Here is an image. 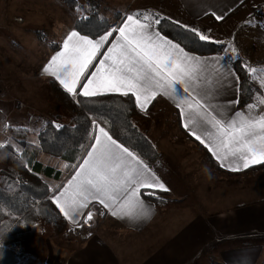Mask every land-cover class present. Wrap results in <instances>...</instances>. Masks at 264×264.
<instances>
[{
    "label": "crops",
    "instance_id": "1",
    "mask_svg": "<svg viewBox=\"0 0 264 264\" xmlns=\"http://www.w3.org/2000/svg\"><path fill=\"white\" fill-rule=\"evenodd\" d=\"M22 1L27 0H0V8L3 9L9 4H13L14 7L17 6L23 10ZM154 1L143 0L139 10L150 8L152 13L171 19L183 26L187 25L188 28L197 29L200 34L209 36L210 41L223 42L225 49L226 44L230 45L229 49L232 51L235 48L236 56L244 63L250 59H264V29L258 28L257 30L255 22L252 20L253 16H251L254 8L264 6V0H158L161 4L154 7L153 10L151 3ZM31 7L32 5L26 7L27 14L31 12ZM13 13L21 12L14 11ZM129 14L141 13L126 11L120 24ZM50 15L51 13L46 14V12L43 14L44 17L48 16L49 18ZM56 16L60 18L61 14L54 17ZM216 16H220L221 19H216ZM138 18L145 22L142 15ZM23 23H25L24 19ZM153 28L158 31L154 24ZM115 35L117 34L113 33V36L108 38L109 41L113 40ZM161 36L163 35L161 34ZM167 40L171 41L168 38ZM256 40H258V44ZM109 46L110 44L105 42L101 53L97 54L86 70L85 76H90L92 72L96 71L99 61L103 59L102 54L107 51ZM62 48L63 45L57 44L51 55H55ZM179 50H182L178 51L179 55L187 54L193 58L192 65L197 80L193 85L195 91L191 92V96L206 106L209 113L207 119L211 120L214 117L217 120H222L226 127L233 120L238 126L242 120L259 119L260 116H264V105L255 106L253 101L246 107L238 109L239 79L225 50L219 55L207 56L189 53L180 46ZM229 70L230 74L226 75ZM46 76L49 79H55L60 84L54 76L47 72ZM86 82L82 76L81 84ZM61 87L64 88L63 85ZM82 91L83 89L78 84L76 93L71 94L76 96ZM101 94L121 93L101 89L95 95ZM184 95L181 89L170 96L164 95L162 91H157L155 98L144 109L137 105L142 112L151 116L152 120L145 129L146 135L162 154L165 153L166 148H169V144L174 145V143L170 137H166L160 129L155 127L154 122L157 113L168 111L169 120L178 125L177 130L175 129L177 135L182 133L183 137L186 136L189 139L192 146L204 154L208 153L209 158L206 157L214 169L237 178L250 176L264 168V160L259 162L250 160L248 167L245 168L243 159L238 156L229 155L223 160L218 159L214 152L218 151L223 156L225 150L218 148L217 142L205 135V130L215 133V129L210 123H206L204 127L193 125L186 128L184 126L186 117L181 115L180 109L177 107V103L181 102ZM184 110L186 113L188 112L186 105ZM237 113L242 115L237 116ZM97 126L105 127L103 124ZM105 130L107 131L106 127ZM193 131L201 136L204 143L196 139ZM232 147L234 148L235 145ZM82 163L83 159L65 178L57 180L59 184L51 189L49 195L51 200L53 194L62 191L68 185L76 171L79 170L78 166ZM148 167L159 182L165 185L167 191L159 188L140 189V199L144 201V205L149 211L147 217L113 216L111 211L104 208L98 200H89L88 208L83 210L76 224L84 218L86 212L93 205L102 207L105 214L97 226L87 230L86 238L62 239L56 235L53 236L48 230L42 237L25 238L20 244L21 256L18 264L21 262L31 264L32 261H36L37 264H260L264 257V198H253L251 202H243L237 196L231 197L232 199L229 198L230 200L225 205L216 206V209L210 210L205 208L208 204L210 206V194L208 197L202 195L201 207L197 205L195 208H181L179 204L180 201H183L181 198H177L176 201L175 198H172L167 204H164L160 200L153 201L143 196V192L146 190L161 192L163 196L170 194L171 190L163 173V164L158 169L149 165ZM47 179L55 180L50 177ZM221 192L224 195L225 189H222ZM52 202L65 218L68 227L74 225L64 216L53 200Z\"/></svg>",
    "mask_w": 264,
    "mask_h": 264
},
{
    "label": "snow or ice",
    "instance_id": "2",
    "mask_svg": "<svg viewBox=\"0 0 264 264\" xmlns=\"http://www.w3.org/2000/svg\"><path fill=\"white\" fill-rule=\"evenodd\" d=\"M141 15L145 22L138 18ZM216 19L221 17L216 16ZM159 23V14H129L121 24L105 31L96 40L72 31L63 41L62 50L51 57L44 72L54 76L72 94L76 93L78 84L85 97L93 96L101 89L119 92L124 96L131 93L141 109L155 98L157 91L170 96L181 89L185 95L177 107L181 115L186 117L184 126L204 127L210 123L215 133L205 130V135L214 139L218 148L225 150L223 156L218 151L214 152L218 159L223 160L229 155L238 156L243 159L245 168L250 160H264V116L242 120L238 126L233 120L226 127L222 120L214 117L207 119L209 113L206 106L191 96L197 80L193 58L187 54H178V51H182L179 45L172 44L153 28V24ZM184 27L188 28L187 25ZM189 30L197 34L200 40L210 39L195 28ZM113 33L117 35L109 41ZM105 42L110 46L102 54L99 67L90 76H85ZM235 52L233 48L232 53ZM229 74L230 70L226 75ZM82 76L86 83L81 84ZM93 129L94 134L90 139L94 142L86 146L90 150L78 166L79 170L62 191L53 194L52 200L73 224L78 222L83 210L88 208L89 200H98L113 216L147 217L149 211L140 199V189L159 188L167 191L165 185L159 182L148 165L140 161L133 151L113 139L105 127H98L93 121ZM193 135L204 143L195 131ZM92 216L93 213L89 211L87 219L91 220Z\"/></svg>",
    "mask_w": 264,
    "mask_h": 264
},
{
    "label": "rangeland",
    "instance_id": "3",
    "mask_svg": "<svg viewBox=\"0 0 264 264\" xmlns=\"http://www.w3.org/2000/svg\"><path fill=\"white\" fill-rule=\"evenodd\" d=\"M77 2L80 7L76 10H70L60 0L22 1L23 10L17 6L14 7L13 4L3 9L0 8V145L8 141L11 127L28 129L31 133V140H34L38 132L48 123L58 126L70 124L73 115L52 94L48 85L49 77L46 76L44 68L52 57L53 48L57 44L63 45L67 35L74 31V23L86 16L87 11H95L105 17L111 25L110 29L120 24L124 13L128 10L141 14L152 13L150 8L139 10L143 0H77ZM160 4L161 2L155 0L151 3V7L154 10V7ZM31 5V12L27 14L26 7ZM14 11L21 13L20 15L15 14ZM45 12L46 14L51 13V17H44ZM59 13L60 18L54 17ZM117 14L119 15L116 16ZM251 16H253L255 28L264 29V6L254 8ZM19 19L22 21H17ZM256 43L258 44V40ZM229 47L231 46L226 44V49H224L226 55L239 58L232 53ZM102 49L103 47L99 54ZM261 60L255 58L243 62L247 65L245 66L251 74L255 87L252 101L255 106L259 107L264 105V59ZM168 114V111L157 113L154 122L155 127L160 129L166 137H170L174 143V145H168L169 148H166L164 154L161 153L163 173L171 190L168 191L170 194L160 195V201L167 204L172 198H175V201L181 198L183 199L179 202L181 208H195L197 205L202 206V195L208 197L210 194V206L208 204L205 207L206 210H210L225 205L231 197L237 196L243 202H251L253 198H264V168L250 176L237 178L221 173L218 169L211 167L206 155L192 146L186 136L183 137L182 133L177 135L178 125L169 120ZM95 123L101 124L96 121ZM29 160H36L43 167H54L61 172L62 178H65L71 171L65 162L48 155H41L36 159L31 157L27 161ZM3 169L4 165L0 162V174ZM45 179L49 182L50 189L59 184L57 180ZM222 189H225L224 195L221 194ZM72 232L68 230L65 234L56 236L62 239H84L88 233L87 230H83L78 235ZM262 263L264 264V257L260 264ZM21 264L30 263L21 262ZM31 264L37 263L32 261Z\"/></svg>",
    "mask_w": 264,
    "mask_h": 264
},
{
    "label": "trees",
    "instance_id": "4",
    "mask_svg": "<svg viewBox=\"0 0 264 264\" xmlns=\"http://www.w3.org/2000/svg\"><path fill=\"white\" fill-rule=\"evenodd\" d=\"M60 1L70 10L80 7L77 0ZM159 19L160 23L154 24L156 29L189 53L199 56L219 55L225 49L224 44L200 40L190 28L171 19L161 16ZM110 28L105 17L89 10L86 16L74 23L73 29L80 35L97 39ZM229 61L239 79L237 107L241 109L252 102L255 87L242 59L231 57ZM48 85L57 101L73 117L70 124L58 126L48 123L34 140H31L28 129L11 127L8 141L0 145V162L4 165L0 174V264L18 263L23 239L44 235L46 230L54 235H63L68 229L65 218L49 197L51 189L45 179L50 177L59 180L62 178L61 172L51 166L43 167L36 160L27 161L28 158L48 155L74 169L88 151L86 146L92 142L93 121H96L103 124L113 139L128 147L146 165L155 169L162 165V154L145 131L151 116L138 108L133 95L73 96L55 79H49ZM205 155L209 158L208 153L205 152ZM160 195L161 192L157 191L143 192L144 197L153 201L159 200Z\"/></svg>",
    "mask_w": 264,
    "mask_h": 264
},
{
    "label": "built area",
    "instance_id": "5",
    "mask_svg": "<svg viewBox=\"0 0 264 264\" xmlns=\"http://www.w3.org/2000/svg\"><path fill=\"white\" fill-rule=\"evenodd\" d=\"M89 211L93 213L91 220L87 219V213ZM104 214H105V211L102 207L93 205L86 212L84 219L80 223L76 224L75 226L70 227V229L68 230L73 231L72 233L75 235L81 234L83 230H88V229H91L97 226L100 219L103 217Z\"/></svg>",
    "mask_w": 264,
    "mask_h": 264
},
{
    "label": "bare ground",
    "instance_id": "6",
    "mask_svg": "<svg viewBox=\"0 0 264 264\" xmlns=\"http://www.w3.org/2000/svg\"><path fill=\"white\" fill-rule=\"evenodd\" d=\"M17 21H22V20L19 19V20H17Z\"/></svg>",
    "mask_w": 264,
    "mask_h": 264
}]
</instances>
